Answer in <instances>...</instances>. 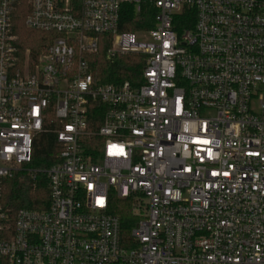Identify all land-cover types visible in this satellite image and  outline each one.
Returning a JSON list of instances; mask_svg holds the SVG:
<instances>
[{
    "label": "built area",
    "instance_id": "1",
    "mask_svg": "<svg viewBox=\"0 0 264 264\" xmlns=\"http://www.w3.org/2000/svg\"><path fill=\"white\" fill-rule=\"evenodd\" d=\"M127 7L153 27L122 30ZM104 42L140 83L95 76ZM39 171L49 205L12 214L6 181ZM0 264H264V0H0Z\"/></svg>",
    "mask_w": 264,
    "mask_h": 264
},
{
    "label": "trees",
    "instance_id": "2",
    "mask_svg": "<svg viewBox=\"0 0 264 264\" xmlns=\"http://www.w3.org/2000/svg\"><path fill=\"white\" fill-rule=\"evenodd\" d=\"M154 13L152 7L144 8L140 14H136L132 7H127L124 10L121 29L136 31L152 28ZM18 31L25 47L37 46L40 49L43 46L46 37L44 33L27 30L22 22ZM108 46V42L102 43L99 52L89 58L95 76L105 83H121L125 80L140 83L143 68L140 56L132 54L113 61L107 57ZM58 152L59 144L55 135L43 132L39 134L34 145L33 160L29 166L37 170L47 169L57 162ZM5 189L3 203L12 214L21 208L44 209L49 205V178L43 171L37 173L35 180L19 172L6 181ZM110 211L120 216L123 236L128 238L137 221L131 200H121L111 195Z\"/></svg>",
    "mask_w": 264,
    "mask_h": 264
},
{
    "label": "rangeland",
    "instance_id": "3",
    "mask_svg": "<svg viewBox=\"0 0 264 264\" xmlns=\"http://www.w3.org/2000/svg\"><path fill=\"white\" fill-rule=\"evenodd\" d=\"M23 45H24V42H23ZM26 48H30V49H32L34 52H36V51H38L39 49H38V47L37 46H34V47H25L24 46V49H26ZM5 191H6V189H5ZM133 205V204H132Z\"/></svg>",
    "mask_w": 264,
    "mask_h": 264
}]
</instances>
